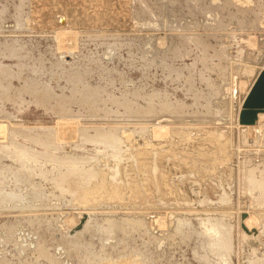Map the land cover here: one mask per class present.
I'll return each mask as SVG.
<instances>
[{"label":"rangeland","instance_id":"1","mask_svg":"<svg viewBox=\"0 0 264 264\" xmlns=\"http://www.w3.org/2000/svg\"><path fill=\"white\" fill-rule=\"evenodd\" d=\"M173 1L0 0V264H264V0Z\"/></svg>","mask_w":264,"mask_h":264},{"label":"bare ground","instance_id":"2","mask_svg":"<svg viewBox=\"0 0 264 264\" xmlns=\"http://www.w3.org/2000/svg\"><path fill=\"white\" fill-rule=\"evenodd\" d=\"M141 1V0H140ZM172 1L173 0H171V3H172ZM143 2V1H142ZM174 2V1H173ZM210 2V1H209ZM218 2V1H217ZM226 2V1H225ZM189 3V2H188ZM190 3H191V0H190ZM203 3V2H202ZM19 4V3H18ZM179 4H180V2H179ZM212 4V3H211ZM218 4V3H217ZM30 5V4H29ZM186 5V4H185ZM193 5V4H192ZM192 5H191V7H192ZM203 5V4H202ZM205 6V5H204ZM207 6V5H206ZM225 6V5H224ZM40 7V6H39ZM182 7V6H181ZM184 7H186V6H184ZM195 7V6H194ZM129 8V7H128ZM210 8V7H209ZM216 8V7H215ZM16 9V8H15ZM142 9H143V7H142ZM186 9H187V7H186ZM189 9H190V7H189ZM201 9V8H200ZM219 9V8H218ZM224 9V8H223ZM222 9V10H223ZM227 9H228V7H227ZM147 10V9H146ZM168 10H170V8L168 9ZM207 10V9H206ZM213 10V9H212ZM216 10V9H215ZM220 10H221V7H220ZM41 10H39V12H40ZM115 11V10H114ZM154 11V10H153ZM202 11H204V10H202ZM214 11V10H213ZM42 12V11H41ZM146 12V11H145ZM149 12V11H148ZM168 12H170V11H168ZM171 12H173V11H171ZM170 12V13H171ZM192 12V10H190V13ZM215 12V11H214ZM213 12V13H214ZM22 13V12H21ZM189 13V14H190ZM193 13V12H192ZM192 13H191V15H192ZM205 14V13H204ZM203 14V15H204ZM212 14V13H211ZM259 14V13H258ZM15 15V14H14ZM175 15V14H174ZM213 15V17H214V14H212ZM149 16H150V14H149ZM156 16V15H155ZM170 16V15H169ZM193 16V15H192ZM191 16V17H192ZM221 14H220V18H221ZM224 16V15H223ZM42 17V16H41ZM205 17H206V15H205ZM154 18V17H153ZM181 18V17H180ZM208 18V17H207ZM215 18V17H214ZM20 19H21V17H20ZM157 19V18H156ZM176 19V18H175ZM216 19V18H215ZM231 19V18H230ZM178 20V19H177ZM197 20V19H196ZM220 20H222V18L220 19ZM219 20V22H221ZM172 21V20H171ZM180 20H178L177 21V23L179 22ZM185 21V20H184ZM35 22V21H34ZM173 23V22H172ZM186 23V22H185ZM222 23V22H221ZM180 24V23H179ZM223 24V23H222ZM173 25V24H172ZM176 25V24H175ZM189 25V24H188ZM187 25V26H188ZM182 26H184V25H182ZM32 28V27H31ZM173 31H174V29H173ZM250 31V30H249ZM191 32V31H190ZM232 32V31H231ZM174 33V32H173ZM179 33V32H178ZM184 33V32H183ZM40 34V33H39ZM176 34V33H175ZM190 34V33H189ZM196 34V33H195ZM225 34H226V32H225ZM62 35V34H61ZM90 35V34H89ZM179 35V34H178ZM183 34L181 33V36H182ZM200 35V34H199ZM251 35V34H250ZM105 36V35H104ZM171 36V35H170ZM180 36V37H181ZM116 37V36H115ZM199 37V36H198ZM201 37V36H200ZM185 38V37H184ZM46 39V38H45ZM68 39H71L72 40V37L71 36H68L67 37V40ZM192 39V38H191ZM171 40V39H170ZM187 40V39H186ZM201 40H202V38H201ZM248 41V40H247ZM250 41H251V39H250ZM61 42V41H60ZM72 42H73V40H72ZM123 42V41H122ZM170 42V41H169ZM179 42V41H178ZM121 43V42H120ZM175 43V42H174ZM197 43V42H196ZM202 43H203V41H202ZM176 44V43H175ZM209 44V43H208ZM98 45V44H97ZM196 45V44H195ZM220 45V44H219ZM144 46V45H143ZM167 46V45H166ZM175 46V45H174ZM178 46V45H177ZM207 46V45H206ZM129 47V46H128ZM208 47V46H207ZM256 47V46H255ZM140 48V47H139ZM113 49V48H112ZM143 49V48H142ZM177 49V48H176ZM182 49H184L183 47H182ZM218 49L219 48H217V50H216V52L218 51ZM223 50V49H222ZM112 51V50H111ZM166 51V50H165ZM173 52H174V50H172ZM224 51V50H223ZM170 52V51H169ZM184 52H186V51H184ZM112 53H114V52H112ZM219 53V52H218ZM165 54V53H164ZM178 54H179V52H178ZM19 55V54H18ZM221 55V54H220ZM166 56V55H165ZM213 56V55H212ZM223 56V55H222ZM154 57V56H153ZM203 57V56H202ZM224 57V56H223ZM160 58V57H159ZM218 58H219V56H218ZM118 59V58H117ZM143 59H144V57H143ZM220 59H222V57H220ZM153 61V60H152ZM160 61V60H159ZM220 61V60H219ZM141 62V61H140ZM195 62V61H194ZM201 62V61H200ZM214 64V63H213ZM220 65V64H219ZM17 66V65H16ZM74 66V65H73ZM86 66V65H85ZM165 66V65H164ZM222 66V65H221ZM208 67V66H207ZM21 68V67H20ZM170 68V67H169ZM187 68V67H186ZM6 69L7 68H5V71H6ZM174 69V68H173ZM262 69H264V66H262L261 67V69L258 71V73L262 70ZM214 70V69H213ZM21 71V70H20ZM174 71V70H173ZM258 73L256 74V76H255V78H254V81H255V79H256V77H257V75H258ZM179 74V73H178ZM224 74V73H223ZM180 75V74H179ZM201 75V74H200ZM6 76V75H5ZM70 77V76H69ZM78 77V76H77ZM9 78V77H8ZM11 80V79H10ZM71 80H72V78H71ZM237 79H236V77H234L233 75L230 77V84H229V86H230V92H231V95H233L235 92V88H236V86H237V81H236ZM79 81V80H78ZM254 81L252 82V84L254 83ZM189 82V81H188ZM184 83H185V81H184ZM191 83V82H190ZM252 84L249 86V88H248V92H249V90H250V88H251V86H252ZM189 85V84H188ZM3 86V85H2ZM11 86V85H10ZM91 87V86H90ZM140 87V86H139ZM27 88V87H26ZM88 89V88H87ZM86 89V90H87ZM93 89V88H92ZM91 89V90H92ZM77 90V89H76ZM197 90V89H196ZM218 90V89H217ZM3 91V90H2ZM20 91H21V89H20ZM24 91H25V89H24ZM89 91H90V89H89ZM215 91V90H214ZM1 92V91H0ZM27 92V91H26ZM78 92H79V90H78ZM98 92V91H97ZM199 92V91H198ZM102 93H103V91H102ZM158 93V92H157ZM38 94V93H37ZM42 94V93H41ZM83 94V93H82ZM96 94V93H95ZM108 94V93H107ZM123 94V93H122ZM159 94V93H158ZM196 94V93H195ZM209 94V93H208ZM248 93H246V95H247ZM7 95V94H6ZM64 95V94H63ZM80 95V94H79ZM9 96V95H8ZM55 96V95H54ZM74 96H75V94H74ZM91 96V95H90ZM93 96V95H92ZM216 96V95H215ZM65 97V96H64ZM117 97V96H116ZM150 97V96H149ZM60 98V97H59ZM67 98V97H66ZM88 98V97H87ZM96 98V97H95ZM119 98V97H118ZM210 98V97H209ZM245 98V97H244ZM244 98L242 99V100H240V102L238 103V112H239V109L241 108V104H242V102H243V100H244ZM55 99V98H54ZM70 99V98H69ZM68 99V100H69ZM81 99V98H80ZM85 99V98H84ZM65 100V99H64ZM71 100V99H70ZM83 100V99H82ZM93 100H95V99H93ZM99 100H100V98H99ZM102 100V99H101ZM107 100H109V99H107ZM113 100V99H112ZM128 100V99H127ZM59 101V100H58ZM63 101V100H62ZM96 101V100H95ZM103 101V100H102ZM125 101H126V98H125ZM125 101H124V103H125ZM167 101V100H166ZM47 102V101H46ZM59 102H61V101H59ZM65 102V101H64ZM70 102V101H69ZM75 102V101H74ZM82 102V101H81ZM88 102H89V100H88ZM114 102V101H113ZM128 102V101H127ZM126 102V103H127ZM38 103H39V101H38ZM45 103V102H44ZM95 103V102H94ZM120 103H121V101H120ZM61 104V103H60ZM164 104V103H163ZM81 105V104H80ZM161 105V104H160ZM44 106H46L45 104H44ZM51 106V105H50ZM52 106H53V104H52ZM56 106H58V105H56ZM62 106V105H61ZM125 106V105H124ZM153 106V105H152ZM164 106V105H163ZM179 106V105H178ZM93 107H94V105H93ZM130 107V106H129ZM180 107H181V105H180ZM55 108V107H54ZM58 108H59V106H58ZM117 108V107H116ZM141 108H143V107H141ZM60 109V108H59ZM97 109V108H96ZM107 109V108H106ZM115 109V108H114ZM132 109V108H131ZM154 109V108H153ZM159 109V108H158ZM168 109V108H167ZM170 109H172V108H170ZM174 109V108H173ZM60 110H62V109H60ZM105 110V109H104ZM137 110V109H136ZM140 110V109H139ZM59 111V110H58ZM97 111H99V110H97ZM113 111H115V110H113ZM124 111V110H123ZM138 111V110H137ZM149 111V110H148ZM151 111V110H150ZM154 111V110H153ZM170 111V110H169ZM56 112H57V110H56ZM55 112V113H56ZM63 112V111H62ZM110 112V111H109ZM131 112V111H130ZM146 112V111H145ZM167 112V111H166ZM91 113V112H90ZM104 113H105V111H104ZM125 113V112H124ZM137 113V112H136ZM154 113V112H153ZM187 113V112H186ZM99 114V113H98ZM147 114H148V112H147ZM150 114V113H149ZM178 114V113H177ZM189 114V113H188ZM12 115V114H11ZM181 115V114H180ZM67 116V115H66ZM236 116H238V114L236 113ZM152 117V116H151ZM237 118H235V120H236ZM238 120V119H237ZM236 120V123L237 124H235L240 130L242 129V132H243V134H244V137L246 138L247 136H248V132L249 131H254V133L256 134V135H258L257 137H260V136H262V137H264V110H261V111H258V113H257V118H256V120H255V122L254 123H241L239 120L237 121ZM99 128V127H98ZM56 129H58V128H56ZM96 129V128H95ZM102 129V128H101ZM81 130V129H80ZM85 130V129H84ZM99 130V129H98ZM6 131V128L5 127H3V126H0V135H3L2 133H4ZM102 132H104L103 130H101ZM100 131V132H101ZM94 132H95V130H94ZM36 133V132H35ZM241 133V132H240ZM99 135H102V134H99ZM94 137V136H93ZM96 137V136H95ZM93 139V138H92ZM18 144V143H17ZM27 149V148H26ZM29 160V159H28ZM27 160V161H28ZM75 162V161H74ZM27 165H28V163H27ZM26 165V166H27ZM264 167V166H263ZM32 168H34L35 169V167H32ZM38 168V167H37ZM40 169V168H39ZM264 169H260L259 170V173L261 172V171H263ZM65 174V173H64ZM259 175H261V174H259ZM264 175V174H263ZM262 175V176H263ZM20 182V181H19ZM6 195V194H5ZM14 195V194H13ZM10 196V195H9ZM33 196V195H32ZM11 197V196H10ZM10 199H13V197L12 198H9V200ZM15 199V198H14ZM7 201V200H6ZM37 221V220H36ZM38 228V227H37ZM209 228V227H208ZM211 228V227H210ZM209 228V229H210ZM209 231V230H208ZM218 238V237H217ZM218 241H219V239H218ZM215 242V241H214ZM220 242V241H219ZM218 245V244H217ZM89 256V255H88ZM45 258V257H44ZM49 260V259H48Z\"/></svg>","mask_w":264,"mask_h":264},{"label":"water","instance_id":"3","mask_svg":"<svg viewBox=\"0 0 264 264\" xmlns=\"http://www.w3.org/2000/svg\"><path fill=\"white\" fill-rule=\"evenodd\" d=\"M261 110H264V69L258 73L245 96L238 112V120L241 123H254Z\"/></svg>","mask_w":264,"mask_h":264}]
</instances>
